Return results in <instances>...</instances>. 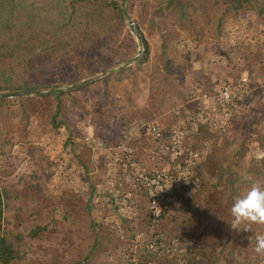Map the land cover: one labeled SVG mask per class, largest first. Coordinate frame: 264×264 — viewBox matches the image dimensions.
I'll return each instance as SVG.
<instances>
[{
  "label": "rangeland",
  "instance_id": "obj_1",
  "mask_svg": "<svg viewBox=\"0 0 264 264\" xmlns=\"http://www.w3.org/2000/svg\"><path fill=\"white\" fill-rule=\"evenodd\" d=\"M252 184L264 0H0V264H264Z\"/></svg>",
  "mask_w": 264,
  "mask_h": 264
},
{
  "label": "clouds",
  "instance_id": "obj_2",
  "mask_svg": "<svg viewBox=\"0 0 264 264\" xmlns=\"http://www.w3.org/2000/svg\"><path fill=\"white\" fill-rule=\"evenodd\" d=\"M231 228L248 230L249 224L264 225V187L252 184L246 191L238 195L230 208ZM254 252L264 255V235H257Z\"/></svg>",
  "mask_w": 264,
  "mask_h": 264
},
{
  "label": "water",
  "instance_id": "obj_3",
  "mask_svg": "<svg viewBox=\"0 0 264 264\" xmlns=\"http://www.w3.org/2000/svg\"><path fill=\"white\" fill-rule=\"evenodd\" d=\"M131 26V30L133 31V33H137V31H136V29H135V27H133L132 25H130Z\"/></svg>",
  "mask_w": 264,
  "mask_h": 264
}]
</instances>
